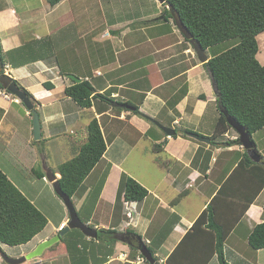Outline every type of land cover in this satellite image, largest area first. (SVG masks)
I'll list each match as a JSON object with an SVG mask.
<instances>
[{
	"label": "crops",
	"instance_id": "crops-1",
	"mask_svg": "<svg viewBox=\"0 0 264 264\" xmlns=\"http://www.w3.org/2000/svg\"><path fill=\"white\" fill-rule=\"evenodd\" d=\"M165 11L156 0H61L54 5L50 0H0V76L10 77L32 96L41 125L38 141L63 132L75 156L95 117L106 145L100 161L70 197L82 222L97 235L106 231L102 239L73 233L55 249L24 264H146L138 251V238L154 251L159 264H166L172 254L173 264H197L215 238L199 229L179 243L214 197L222 198L217 199V212L223 217L221 224L229 225L239 205L255 193L261 176L256 177L255 168H238L246 151L233 142L237 134L231 128L214 135L219 112L210 74L173 19L163 20ZM210 50H205L208 58ZM68 75L87 81L108 101L95 99L90 107H80L64 95L73 84ZM111 102L129 108H114ZM135 107L139 114L134 113ZM158 125L196 133L210 142L178 133L169 136ZM20 128L22 147L26 153L34 151L28 109L0 85V137L17 138ZM257 133L264 134V127L251 135L264 161V144L259 147ZM259 142L264 143V135ZM2 166L12 184L14 180L26 187L24 177L20 181L22 177ZM42 166L43 181L45 169H50L44 162ZM57 168L50 171L59 179ZM30 172L33 177L39 173L33 165ZM96 172L101 174L94 180ZM125 177L147 191L140 202L124 199ZM14 186L26 197L24 189ZM67 222L68 214L63 213L57 225L48 220L44 230L25 245L0 244V264H7L5 254L13 259L27 255ZM262 222L264 187L223 242L226 264H264V249L254 250L248 244L253 227ZM207 264L221 263L213 255Z\"/></svg>",
	"mask_w": 264,
	"mask_h": 264
},
{
	"label": "trees",
	"instance_id": "trees-1",
	"mask_svg": "<svg viewBox=\"0 0 264 264\" xmlns=\"http://www.w3.org/2000/svg\"><path fill=\"white\" fill-rule=\"evenodd\" d=\"M60 1L50 0V3L54 5ZM163 5L170 7V10H166L167 13L163 12V20L172 18L171 9L174 10L204 50L214 48L231 39H238L236 45L212 55L202 65L212 76L217 89L216 105L219 117L214 128V135L218 136L231 128L223 114L226 113L243 126L251 137L254 132L264 127V65H260L256 60L257 37L264 32V0H166ZM153 21L156 19L147 22ZM185 41L189 42L186 39ZM2 64L3 59L0 66ZM20 89L28 99L34 101L30 93L22 87ZM64 95L84 108L90 107L91 101L95 99L108 101L106 96L96 94L94 88L85 80L80 83L73 81L71 86L65 88ZM106 105L109 106L108 103ZM134 113L139 114L138 107H135ZM86 132L87 140L78 153L57 168V173L60 175L58 179L60 188L69 197L75 194L106 150L100 126L95 117L87 125ZM233 142L239 143V140ZM238 168L257 169L256 177L261 176V178L256 182L255 193L247 200V203L239 205V211L233 215L229 225L221 224L223 217L217 212V199L221 197H218L219 195L214 197L195 221L191 231H188L179 243L180 245L185 242L199 229L210 233L215 238L216 242L210 246L202 261L197 264H207L213 255L217 256L221 264H226L223 242L234 224L242 218L249 204L264 187V166L254 164L246 153L243 154ZM43 177L44 174L40 171L35 178ZM228 181L229 179L224 186ZM221 188L219 191H223ZM121 192L124 199L131 202H140L147 195V191L129 177L124 178V188ZM230 203L235 205L234 202ZM229 210L232 212L231 206ZM47 224L46 216L0 170V244L9 247L25 245L42 232ZM72 232L81 235L77 230L70 231L61 239V242H66ZM105 232L100 230L97 239H102ZM109 233L114 234L112 231H107V234ZM65 244L69 248V245ZM248 244L254 250L264 249V222L253 227L248 236ZM150 252L154 255L153 250ZM174 255L168 258L166 264H173L171 260ZM146 264L149 263L146 262Z\"/></svg>",
	"mask_w": 264,
	"mask_h": 264
},
{
	"label": "rangeland",
	"instance_id": "rangeland-1",
	"mask_svg": "<svg viewBox=\"0 0 264 264\" xmlns=\"http://www.w3.org/2000/svg\"><path fill=\"white\" fill-rule=\"evenodd\" d=\"M257 41L258 53L256 55V60L259 62L260 65H264V32L259 35ZM237 43L238 39H231L229 41L220 43L214 46V48H211L208 54H210V56L212 57V55L219 54L236 45ZM144 48L145 47H141V49ZM91 117L92 114L90 112H87V118ZM22 134L23 133L20 128V130L17 132V138H13V136L0 137V170L8 177V173L4 170V167L2 166L7 165L8 170L11 171L13 175H19L20 177H22L20 181H22L24 177L26 180L25 188L14 180L13 185L24 189L23 192L26 194V197L29 198V201L35 202L37 208L47 217V219L50 220L54 225H57L63 213H66L67 215V210L62 200L54 193L53 187L48 181H46L45 179L42 181L39 178L33 177V173L30 172V165L34 166V170L36 172L43 171V162L45 163L48 169L55 170L56 166L58 167L63 162L70 160L75 153H71V148H69V143L67 141L68 136L64 137L65 133L63 132L57 133V136H54V139L46 141L42 139L38 142H35L32 139L31 142L34 145V151L26 153L27 149H24L22 147V138H20L22 137ZM257 134L259 135H256L254 138L255 140H257L258 145L260 147V145H263L264 143L259 142V137L261 138L264 134ZM27 148L29 150H32V148L30 149V146ZM99 165L103 167L102 163ZM101 167H99L98 171ZM100 174L101 172H96V174H94L92 178L96 180L99 178ZM72 233H70V235H73ZM42 235H44V232L40 234V237H42ZM38 239L39 237L34 239L31 244H35ZM58 245L59 243H56L50 248L55 249ZM5 255L7 257L10 256L9 254ZM262 260L264 263V257Z\"/></svg>",
	"mask_w": 264,
	"mask_h": 264
},
{
	"label": "water",
	"instance_id": "water-1",
	"mask_svg": "<svg viewBox=\"0 0 264 264\" xmlns=\"http://www.w3.org/2000/svg\"><path fill=\"white\" fill-rule=\"evenodd\" d=\"M156 1L160 4L166 3V0H156ZM168 9H170L169 6ZM171 15L174 19V24L178 29V31L180 32V34L186 40H189V43L192 46L198 61L201 64L206 63L208 61V57L205 50L202 49L200 43L196 39H194L193 35L188 31V29L182 23L179 15L172 9H171ZM0 62H1V58H0ZM67 77L76 83L81 82L79 78L73 75H68ZM210 79H211L213 92L217 95L216 84L211 75H210ZM0 85H2V87L5 88L10 94L18 98L20 101H22L24 106L28 109L32 117L33 139L38 141L41 137V125L39 121V115L37 111L33 108L31 101L26 97V94L18 88L17 84L14 81H12L10 77L6 75H1ZM111 105L114 108H121V109L129 108L126 107L124 104H119L117 102H111ZM223 114L227 119L228 125L238 135L239 143L241 147L246 151V154L248 155L249 159L255 163L261 162L264 165V161H262L263 158L256 151L253 141L251 140L250 134L246 131V129L243 126H241L235 119L228 116L226 113ZM158 127H160L169 136L178 133L180 135L191 137L192 139H195L196 141L199 142H203V143L210 142V139L202 137L196 133H192L188 131H175L173 129L164 128L160 125H158ZM45 179L52 185L54 193L62 200L67 210L68 222L56 235L39 243L36 246V248L27 255L20 257L18 259L9 258L4 255L3 259L7 264H24L26 262H30L40 258L45 250L49 249L50 247L58 243L65 235H67L72 230H78L81 234H83L88 238L95 239L97 237V231L92 227H90L89 225H87L86 223L82 222V220L79 218L76 209L71 201V198L61 190L58 179H56L54 173L51 172L50 170L45 169ZM117 238L120 239V241L125 242L123 239L119 237ZM138 249H139L138 250L139 253L149 264H159L158 262H156L153 254L150 252L147 245L141 240V238H138Z\"/></svg>",
	"mask_w": 264,
	"mask_h": 264
},
{
	"label": "clouds",
	"instance_id": "clouds-1",
	"mask_svg": "<svg viewBox=\"0 0 264 264\" xmlns=\"http://www.w3.org/2000/svg\"><path fill=\"white\" fill-rule=\"evenodd\" d=\"M164 4H165V3H164ZM162 5H163V4H162ZM165 8H166V10H170V9H168V6H167V5L165 6ZM172 19H173V17H172ZM172 19H171V20H172ZM173 23H174V19H173ZM174 25H175V24H174ZM175 27H176V26H175ZM177 30H178V29H177ZM188 41H189V40H188ZM193 51H194V50H193ZM194 53H195V52H194ZM21 91H22V90H21ZM11 95H12V94H11ZM14 99H17V100H18V98H16L15 96H14ZM29 100H30V99H29ZM18 101H19V100H18ZM237 139H238V135H237V137L235 138V140H237ZM45 180H46V179H45ZM141 260H142V262H145V261H146L143 257L141 258ZM146 262H147V261H146ZM146 262H145V263H146Z\"/></svg>",
	"mask_w": 264,
	"mask_h": 264
},
{
	"label": "built area",
	"instance_id": "built-area-1",
	"mask_svg": "<svg viewBox=\"0 0 264 264\" xmlns=\"http://www.w3.org/2000/svg\"><path fill=\"white\" fill-rule=\"evenodd\" d=\"M16 102H18V100L17 99H14ZM129 215V214H128Z\"/></svg>",
	"mask_w": 264,
	"mask_h": 264
}]
</instances>
